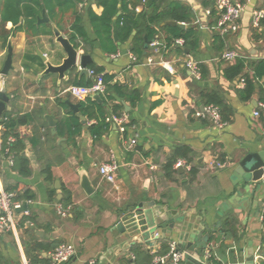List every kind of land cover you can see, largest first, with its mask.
I'll return each mask as SVG.
<instances>
[{
	"label": "crops",
	"instance_id": "crops-1",
	"mask_svg": "<svg viewBox=\"0 0 264 264\" xmlns=\"http://www.w3.org/2000/svg\"><path fill=\"white\" fill-rule=\"evenodd\" d=\"M178 1L188 3L196 14L193 27L198 30L200 45L194 52L186 49L182 54L184 46L177 44L164 48L166 36L161 33L158 52L149 46V54L145 48L141 58L133 57L131 42L121 43L119 38L115 41L114 30L110 38L102 39L96 33L90 10L102 15L104 8L92 0L79 4L76 10L59 7L52 17L44 10L35 29L12 35L7 48L0 42V74L12 50V67L0 79V95L5 88L9 100L2 104L0 121L5 114L15 119L29 116V122L18 127V133L26 145L25 155L32 169V176L23 178L12 170L11 160L0 155V192L18 187L36 197L34 201L22 202L28 204L27 216L34 217L30 225L34 233L18 229L26 212L16 213L14 231L0 229V254L8 264H30L24 243L35 239L55 243L56 249L73 246L77 256L68 264H133V247L142 246L156 254L163 241L176 242L179 250L185 251L176 226L174 230L159 229L156 223L146 233L138 234L129 216L140 207L145 214L153 211L162 223L175 220L181 229L193 226L190 232H198L199 239L208 235L210 242L205 252L213 250L222 264H248L252 256L254 264L264 260V179L251 185L246 193L244 182L238 183L233 174L247 154L264 152V74L250 101L239 95L243 88L240 78L229 81L224 77V70L233 63L224 58L226 53L235 52L250 65L264 61V27L257 29L253 24V13L264 11V0H235L242 2L246 10L240 30L227 36L223 50L215 45L216 29H212V21L199 0ZM142 10L143 6H138L137 11ZM76 13L81 14L86 31V36L76 38L78 63L81 56H88L89 71L92 65L102 67L114 77V83L139 92L135 107L124 103L125 113L126 106L130 108L124 133L106 119L110 128L95 136L91 127L98 126V120L88 119L80 108L78 113L73 111L71 105L81 107L88 98L78 101L68 89L94 82L89 73L80 75V63L62 77L49 71V65L58 67L67 57L54 29L69 40ZM44 16L47 21L40 22ZM13 28L12 23L5 26L7 31ZM163 62L170 63L176 73L170 74ZM188 62L197 65L198 73L200 65H204L206 80L201 81L200 74L194 76ZM202 90L218 92L225 98L232 118L223 127L209 118L197 117L196 111L207 107L197 98ZM89 98L97 101L94 96ZM107 112L110 117L111 110ZM74 116L82 122L75 144L68 142L66 136L61 137V124ZM130 122L135 124L129 126ZM1 133L0 128V147ZM132 140L137 144L130 148ZM178 146H186L192 153L179 158L183 165L177 168L176 163L177 173L167 175L165 165ZM216 162L226 166L210 168ZM48 163L53 164L52 184L41 173ZM112 163L118 165L115 183L104 180L99 171L103 164ZM64 197H71L70 206L63 204ZM226 217L237 223L236 238L226 240ZM157 233L161 234L158 241L154 240ZM56 249L43 256L50 259ZM198 260L191 259L195 264H204Z\"/></svg>",
	"mask_w": 264,
	"mask_h": 264
},
{
	"label": "trees",
	"instance_id": "trees-1",
	"mask_svg": "<svg viewBox=\"0 0 264 264\" xmlns=\"http://www.w3.org/2000/svg\"><path fill=\"white\" fill-rule=\"evenodd\" d=\"M90 0H0V42L3 48L8 47L9 39L12 35L21 31H31L38 25V21L42 16L44 10L48 12V15L52 17L56 9L67 8L76 10L79 4ZM95 5L102 6L104 11L102 15H96L90 10V22L95 29L96 33L100 37H111L114 30V21L117 23L118 38L121 43L131 42V54L133 57L141 58L144 55L147 44L150 45L159 40L160 34L164 33L166 38L164 39V48H172L176 45V40L182 39L185 41L184 48L181 49V53L184 54L186 49L194 52L198 50L200 41L199 33L193 23L196 19L194 9L185 2L174 0L167 2L166 0H92ZM217 0H199L201 6L210 13L209 20L212 21V29H216L214 32L215 45H219L220 50H223L225 41L228 35L222 36L218 31L220 12L217 9ZM151 3L149 5L148 3ZM142 5L143 10L138 12V6ZM75 23L73 24V33L70 36V43L76 48L77 37L86 36L85 27L82 24V16L79 13L75 14ZM177 22L178 24H186L188 27L182 29L179 26L164 25L167 22ZM7 23H12L14 28L10 31L5 29ZM264 27V19L262 20L260 27ZM257 31V30H255ZM134 33H136L134 35ZM91 70L96 74H101L103 81H105L106 91L101 95V103L88 98L86 102H81L80 111L82 115L88 119L95 118L98 120V126H92L91 132L95 136H99L103 131L110 128V123L107 122L108 112L111 110V115L119 117L124 114V103L130 102L132 107H135L139 102V92L130 91L126 87L114 83V77L105 73L102 67L95 65L91 66ZM250 76V72H252ZM199 74L201 81L206 80L207 69L204 65H200ZM264 74V61H259L250 65L246 59L236 57L231 65L224 70V77L233 81L240 78L244 83L243 88L240 90L239 95L242 100L250 101L253 97V93L256 90V83L258 79ZM94 82L89 81L88 84L80 83L77 86H92ZM205 106H216L221 114L222 122L228 123L231 121L232 111L225 98L218 92H209L208 90H202L198 96ZM264 103V98L261 99ZM29 122V116L21 118H13L11 114H5L0 121L1 128V147L0 155L5 160H11L13 162L12 170L23 178L32 176L31 161L25 155L26 145L24 140L21 139L18 133V127L25 125ZM135 122H130L129 126L134 125ZM72 127L75 128L72 131ZM82 122L78 116H74L67 122L61 124V137L66 136L68 142L75 144L74 138L81 132ZM192 153L191 149L186 146H178L171 158L165 165L167 175L177 173L174 170L176 163L181 157H188ZM53 164L48 163L42 169V175L45 181L52 184L54 181L52 173ZM18 187L6 190L9 193H15L18 202H29L36 199L35 195L29 190L20 191ZM54 191V190H53ZM51 194L53 192L51 191ZM53 196V195H52ZM65 198V197H64ZM65 206L72 204L71 197L65 198L63 201ZM76 215V212H75ZM34 223L33 215H25L18 224V229H25L26 234L34 233L30 225ZM264 224V219H263ZM223 226L226 229V240L236 238L237 223L233 218L226 217L223 221ZM26 256L30 264H50V259L44 257V253H49L56 249L57 245L52 242H39L37 239L31 242H25ZM222 250H226V246H221ZM261 250H264V237L262 241ZM210 257L205 264H222L217 258L213 250H209ZM133 255V264H155V260L158 257L166 256L169 254V243L167 241L162 242L161 250L156 254L146 251L142 246H135L131 249ZM0 264H8V262L0 254ZM185 264V263H181ZM258 264H264V260Z\"/></svg>",
	"mask_w": 264,
	"mask_h": 264
},
{
	"label": "built area",
	"instance_id": "built-area-1",
	"mask_svg": "<svg viewBox=\"0 0 264 264\" xmlns=\"http://www.w3.org/2000/svg\"><path fill=\"white\" fill-rule=\"evenodd\" d=\"M217 9L220 12L218 30L221 35H232L237 33L240 30V20L245 13L246 7L240 1L235 0H217ZM206 14L209 16L210 13L207 11ZM264 19V11L258 10L253 13V24L256 28L260 27L262 20ZM176 44L178 46L183 47L185 41L182 39L176 40ZM162 44L155 40L150 47L155 51H159ZM237 54L235 52L226 53L224 58L230 62H233ZM163 65L170 72V74L174 75L176 73L175 69L170 63L163 62ZM188 69L193 73L194 76H199L197 65L193 62L187 63ZM89 75L94 79V84L92 86H72L68 89V92L76 98L78 101H83L89 97L102 95L106 91L105 81H103V77L101 74H96L94 71L90 70ZM1 79V75H0ZM241 86H244L242 82ZM261 109L264 112V104L261 105ZM260 114L259 111L255 112V115L258 116ZM197 117L201 118H209L212 120L214 124L218 127H223L224 123L222 122V117L219 109L215 106H207L203 111H196ZM107 120L111 123H114L119 127V130L124 133L127 130L126 124L129 121L126 113L122 114L119 117L111 115L107 118ZM137 144L136 140H132L130 142L129 147L133 148ZM13 164V162H10ZM183 164L178 162L177 168L181 167ZM226 165L221 163H211L210 168L212 169H221ZM100 175L104 178V180L115 183L116 181V173L118 172V165L116 163L112 164H103L100 168ZM15 193H9L6 191L0 192V229L3 231H14L17 227L16 221V211L22 207V203L15 201L16 199ZM28 214L27 212L25 213ZM63 216H65V212H61ZM161 234H156L154 236V240H159ZM207 253V252H206ZM76 249L71 245H62L59 246L50 256V264H68L74 258H76ZM188 257L187 252L183 250H179L176 242H171L169 244V254L166 256L158 257L155 260V264H181L186 261ZM210 257V253L208 252L205 259L204 264ZM94 264V263H92Z\"/></svg>",
	"mask_w": 264,
	"mask_h": 264
},
{
	"label": "water",
	"instance_id": "water-1",
	"mask_svg": "<svg viewBox=\"0 0 264 264\" xmlns=\"http://www.w3.org/2000/svg\"><path fill=\"white\" fill-rule=\"evenodd\" d=\"M151 5V3H148ZM47 21L46 16H44L40 22ZM114 38L115 41L118 40V28L117 23L114 21ZM164 25L168 26H179L182 29H185L186 26L182 24H178L177 22H167ZM54 33L57 39V42L62 45L64 48V51L67 55L66 59L63 60L62 65L58 67H51L49 65V71L57 72L59 76H63L67 71H70L76 67L81 66L80 75H88L89 69H88V63L90 61V58L88 56H81L78 63V50L77 48L70 43L69 40L65 39L61 34L60 31L57 29H54ZM149 46L148 43L146 46L147 53L149 54ZM12 67V50L10 48L6 64L4 66V69L1 72V76H7L9 74V71ZM95 100L99 101L101 100L100 95L94 96ZM8 98L5 95V88H2L1 95H0V117L3 112V105L4 102H8ZM74 112L78 113L80 105H71ZM129 107L126 106V113L129 112ZM80 118L84 119L82 116ZM234 179L238 182H244V192L248 193L250 191L251 185L259 184L264 179V152H258L254 154H247V156L243 157L235 167L234 170ZM236 182V183H237ZM57 187H59V183H57ZM161 210V209H160ZM28 211V204L23 203L22 207L17 210V213H24ZM133 223L135 229L138 231V234L146 233L148 229L155 227V224L158 223V228H170L171 230H174V227L176 226L177 229H180L179 232L181 233V247L187 252L188 259L185 261V264H195L191 261V259L197 258L198 261L204 262V255L206 251V247L209 242L210 238L207 235L204 239H199V233L196 231L190 232L193 228V226H187L181 229L182 225L176 224V221L169 222H163L162 218L157 220L158 217L155 216L153 211H147L145 214L142 207L136 212H133V214H130L129 216ZM145 220H144V219ZM150 221V222H147ZM153 222V223H152ZM153 224V225H152ZM151 225V227H150ZM218 241H220V237L218 238ZM248 264H254V257L248 258Z\"/></svg>",
	"mask_w": 264,
	"mask_h": 264
}]
</instances>
